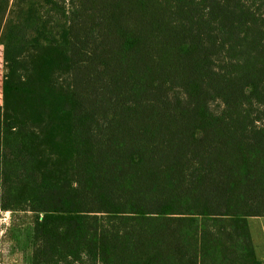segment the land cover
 Wrapping results in <instances>:
<instances>
[{
	"label": "trees",
	"instance_id": "obj_1",
	"mask_svg": "<svg viewBox=\"0 0 264 264\" xmlns=\"http://www.w3.org/2000/svg\"><path fill=\"white\" fill-rule=\"evenodd\" d=\"M63 9L2 83L0 206L13 135L32 264H264V0Z\"/></svg>",
	"mask_w": 264,
	"mask_h": 264
},
{
	"label": "rangeland",
	"instance_id": "obj_2",
	"mask_svg": "<svg viewBox=\"0 0 264 264\" xmlns=\"http://www.w3.org/2000/svg\"><path fill=\"white\" fill-rule=\"evenodd\" d=\"M67 1L0 0V106L3 104L2 83L8 71L7 58L26 54L27 42L37 36L35 29L43 24L60 33L66 23L63 8ZM19 146V137L6 135L3 138V153L7 157L3 170L8 186L2 192L0 206V264H32L36 212L29 202L35 184L30 181L24 188L28 181L23 170L27 165L11 160V152ZM249 227L257 257L264 263V218H250Z\"/></svg>",
	"mask_w": 264,
	"mask_h": 264
},
{
	"label": "crops",
	"instance_id": "obj_3",
	"mask_svg": "<svg viewBox=\"0 0 264 264\" xmlns=\"http://www.w3.org/2000/svg\"><path fill=\"white\" fill-rule=\"evenodd\" d=\"M262 261V260H261Z\"/></svg>",
	"mask_w": 264,
	"mask_h": 264
}]
</instances>
